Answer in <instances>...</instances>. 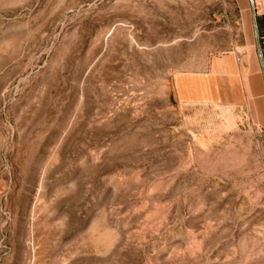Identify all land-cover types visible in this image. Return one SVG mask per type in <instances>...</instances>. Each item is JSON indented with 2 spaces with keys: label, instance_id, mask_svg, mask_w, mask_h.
<instances>
[{
  "label": "rangeland",
  "instance_id": "1",
  "mask_svg": "<svg viewBox=\"0 0 264 264\" xmlns=\"http://www.w3.org/2000/svg\"><path fill=\"white\" fill-rule=\"evenodd\" d=\"M244 28L238 0H0V264H264Z\"/></svg>",
  "mask_w": 264,
  "mask_h": 264
},
{
  "label": "crops",
  "instance_id": "2",
  "mask_svg": "<svg viewBox=\"0 0 264 264\" xmlns=\"http://www.w3.org/2000/svg\"><path fill=\"white\" fill-rule=\"evenodd\" d=\"M245 20V44L230 52L237 66V81L244 94V106L264 129V0L253 7L252 0H238ZM249 20V23L247 22ZM233 56V57H232Z\"/></svg>",
  "mask_w": 264,
  "mask_h": 264
},
{
  "label": "built area",
  "instance_id": "3",
  "mask_svg": "<svg viewBox=\"0 0 264 264\" xmlns=\"http://www.w3.org/2000/svg\"><path fill=\"white\" fill-rule=\"evenodd\" d=\"M260 1H261V0H252L253 4H254L255 6H257L258 3H259Z\"/></svg>",
  "mask_w": 264,
  "mask_h": 264
},
{
  "label": "water",
  "instance_id": "4",
  "mask_svg": "<svg viewBox=\"0 0 264 264\" xmlns=\"http://www.w3.org/2000/svg\"><path fill=\"white\" fill-rule=\"evenodd\" d=\"M252 3H253V2H252ZM253 7H255L254 4H253Z\"/></svg>",
  "mask_w": 264,
  "mask_h": 264
}]
</instances>
